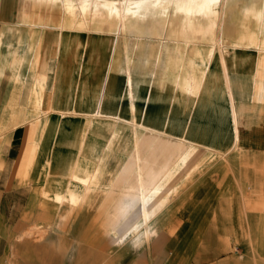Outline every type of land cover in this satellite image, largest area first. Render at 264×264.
<instances>
[{"label": "rangeland", "instance_id": "374dc122", "mask_svg": "<svg viewBox=\"0 0 264 264\" xmlns=\"http://www.w3.org/2000/svg\"><path fill=\"white\" fill-rule=\"evenodd\" d=\"M82 1L91 3L92 9L94 4L98 7L103 2H123L0 0V76L7 70L9 83L21 84L26 81L24 77L28 73L31 100L24 105L33 110L30 112L33 115L49 108L41 102L42 81L35 84L36 78L41 80L43 77V64L33 47L47 44L50 38L55 42L59 35L57 45L61 46L87 45L85 40L96 37L99 43L93 51L99 53L100 61L106 63L105 67L118 72L123 57H127L132 72L136 73V81L139 47H145L146 53L142 56L146 58V83L151 86L155 83L160 87L171 84V75L178 72L184 74L177 75L176 80L181 87L188 86L192 76H187L185 71L196 74L198 68H202L197 62L204 63V58L209 62L214 49L219 52L221 62V49L225 51L230 47L246 46L264 49L257 44L258 40L254 45L235 46L230 43L240 32L246 36L264 31V0H222L215 17L196 16L189 21L182 14L175 13L172 0H160L165 14L150 15L145 19L129 17L121 22H113L105 16L106 11L97 7L96 12L90 8L81 14ZM146 1L147 5L154 2ZM91 11L93 15H90ZM257 12L263 14L262 18ZM224 20L230 24L227 37L222 36L220 31ZM125 23L137 28L132 27L133 33L128 32ZM139 26H142V33ZM190 48L193 53H186ZM202 52L206 54L203 56ZM188 56L194 59V64L190 59L187 62ZM196 75L193 80L195 91L200 83V74ZM137 102L134 100L136 112L130 111L129 118L92 117L99 113L86 112V116L78 118L4 119V124L7 121L10 126H1L0 132L13 126L24 132L12 173L16 186L29 194L27 198L19 199L20 205L34 206L40 211L49 208L51 211L50 219L35 220L19 233L18 238L27 236L38 242L48 241L49 246H44V249L50 252L49 264H157L155 258L160 251L167 259L171 254L176 256L172 255V260L163 264H264V216L254 224V228L247 222L248 228L240 230L237 238L234 229L197 231L175 228L180 222L181 210L173 204L174 197L193 180L204 163L223 155L208 147L197 146L184 137L173 138L141 123ZM67 104L61 103V108L65 109ZM188 148L195 149L191 160L181 158ZM170 156L173 174L166 177L168 182L165 178L164 184L172 191L153 221L157 230L155 239L148 238L146 243L135 249L127 244L115 247L105 231L117 204L124 196L136 193L138 185L146 178L147 169L160 168ZM72 175L90 178L82 186ZM261 207L256 208L257 211H261ZM214 225L219 226L218 223ZM187 237L195 239V243L187 244ZM145 248L149 250L141 259Z\"/></svg>", "mask_w": 264, "mask_h": 264}, {"label": "crops", "instance_id": "0c3cea01", "mask_svg": "<svg viewBox=\"0 0 264 264\" xmlns=\"http://www.w3.org/2000/svg\"><path fill=\"white\" fill-rule=\"evenodd\" d=\"M228 25L229 21L224 20L220 29L222 36L227 37ZM132 27L125 23L129 32ZM139 29L142 33V26ZM59 37L55 42L50 38L47 44L33 47L43 64V77L36 78L35 84L42 81L41 102L49 108L37 115L31 114L33 110L24 105L31 100L30 76L26 73L24 83H9V71L4 70L0 76V128L10 126L7 121L4 124V119L78 118L86 116V112L99 113L92 117L129 118L130 103L137 100L141 123L223 155L204 163L193 180L174 197L173 204L181 210L180 222L175 228L234 229L236 238L240 230L248 228L247 222L254 228L264 216V206L261 207L264 205V49L255 46L221 49L222 62L214 49L209 62L205 58L204 63L197 62L202 67L196 73L200 74L201 84L198 83L195 91L193 80L197 75L189 70L185 73L192 79L186 87H181L176 80L177 75L184 74L179 72L171 75V84L147 85L146 58L142 56L146 53L145 47H139L136 81L127 57H123L118 72L105 67L99 53L93 51L99 43L96 37H89L83 46L57 45ZM233 39L230 43L235 46L254 45L258 40L257 44L264 47V31L246 36L240 32ZM191 49L186 53L192 54ZM189 59L195 63L186 57L187 62ZM61 103H68L65 109ZM232 118L236 123L235 143ZM23 134V130L14 126L0 132V264H49L50 252L44 249L49 246L47 240L44 243L27 236L18 238L35 220L50 219L51 214L49 208L40 211L34 206L20 205L19 199L29 194L16 186L12 173ZM259 207L261 211H257ZM192 237H187V244L195 243ZM148 250L145 248V253H141V259ZM161 253L155 258L157 264L168 262L174 256L171 254L167 259Z\"/></svg>", "mask_w": 264, "mask_h": 264}, {"label": "bare ground", "instance_id": "6f19581e", "mask_svg": "<svg viewBox=\"0 0 264 264\" xmlns=\"http://www.w3.org/2000/svg\"><path fill=\"white\" fill-rule=\"evenodd\" d=\"M50 1H53V0H50ZM221 1L222 0H172L171 3L174 7L175 13L182 14L184 16L185 20L189 21L196 16H203L205 18L211 17L212 15L214 16V14L216 13V9H217L218 5H220ZM147 2L148 1H146V0H137V1L123 0V2H118V3L103 2L102 4L100 3L98 5V7L96 4H94L93 9H92V6L90 5L91 3L89 4L86 1H82V6H81L80 10L82 12L81 14H85V12L88 11L90 8L93 11L95 10L94 12H96V7L101 8L102 10L106 11L105 16L107 18H111V20H113V22H117V21L121 22V21H124V19H127L129 17L145 19L150 15L154 16L156 14H160V15L165 14V8L162 5V2L160 0H154V2L151 5H147L148 4ZM74 8H75V6H74ZM70 9H71V5H70ZM262 13L264 14V12H262ZM262 13H260V16H259L260 18H262V15H263ZM90 15H93V12ZM96 16H99V14L96 13ZM263 17H264V15H263ZM215 24H216V22H215ZM106 26H108V25H106ZM161 26H162V24H161ZM206 26H207V24H206ZM162 27H164V26H162ZM196 27L199 28V26H196ZM109 28H112V26L109 25ZM114 28L112 30H114ZM155 28H156V25H155ZM217 28H218V26H217ZM102 29L104 30L103 27H102ZM130 31H133V30L130 29ZM147 31H148V29H147ZM153 31H154V29H153ZM158 31H159V28H158ZM198 31H199V29H198ZM116 32L117 31H115V33ZM107 33H108V31H107ZM131 33H133V32H131ZM148 34H150V33H148ZM197 36H199V35H197ZM197 36H195V37H197ZM203 36H204V34H203ZM205 36H206V34H205ZM204 69H205V67H204ZM127 83H129V85H130V80ZM131 99H132V97H131ZM130 109H131V113L136 112V108H135L134 104L132 103V101L130 103ZM127 121H129V120H127ZM232 126H233V133H234L233 134V141L235 143L236 123H235L234 118H232ZM141 128L146 129L143 126ZM150 130H153V129L150 128ZM182 140H184V139H182ZM191 144H193V143H191ZM188 147H189V145H188ZM192 150L193 149L189 150V148L186 149V153L183 152V154H181V158L186 159L188 157L191 160V158H193L194 152H195V149L193 151ZM181 158H180V160H181ZM144 161L146 162L145 159H144ZM187 161H188V159H187ZM187 161H185L186 164H187ZM171 164H173V163H172V157L170 156L169 158L165 159V161L163 162V164L160 168L156 169V168L150 167L149 169H147L145 171L146 178H145V180L140 182V184L137 187L136 193H134L132 195L124 196V198L117 204L116 209L114 210V215L111 216L109 223H108V226H107L106 231H105L107 234V237L109 236L110 242L112 245H115V247H117L116 245L120 246L123 244H127L131 249H135V248L139 247L140 245H143L144 242L146 243L148 238L156 237L157 230L153 227V221H154L156 215L164 207V205L168 199V196H170L171 191H172V188H169L167 184H164L165 178L172 173L171 171H173V170H171ZM186 164L184 163V165H186ZM172 168H175V167H172ZM139 171H141V174H142V172H143L142 168H140ZM72 177L74 178V180H76L82 186L86 185L88 183L89 178H90L88 176L78 177L75 175H72ZM166 181H167V178H166ZM73 199H75V197ZM72 203H73V201H72ZM146 247H147V245H146Z\"/></svg>", "mask_w": 264, "mask_h": 264}]
</instances>
